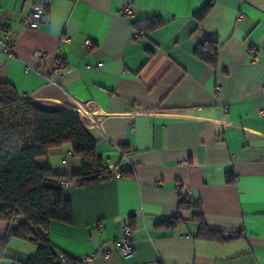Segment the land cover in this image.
<instances>
[{"label":"crops","instance_id":"obj_1","mask_svg":"<svg viewBox=\"0 0 264 264\" xmlns=\"http://www.w3.org/2000/svg\"><path fill=\"white\" fill-rule=\"evenodd\" d=\"M39 1L0 0V80L40 109H74L111 173L75 184L81 162L69 144L37 159L66 176L71 202V222L48 226L52 247L92 255L89 264H264V0H212L200 21L193 14L210 0H51L36 27L23 25ZM155 16L163 24L146 34L132 26ZM208 40L219 46L216 68L194 55ZM58 59L49 82L44 73ZM179 196L193 198L209 229L238 236L197 237L196 209ZM177 215L176 225H161ZM125 224L130 257L116 249ZM8 227L0 221V237ZM36 250L12 237L0 264H22Z\"/></svg>","mask_w":264,"mask_h":264},{"label":"trees","instance_id":"obj_2","mask_svg":"<svg viewBox=\"0 0 264 264\" xmlns=\"http://www.w3.org/2000/svg\"><path fill=\"white\" fill-rule=\"evenodd\" d=\"M212 4V0L208 1L193 17L202 20ZM162 24L163 20L155 16L138 19L132 26L139 34H146ZM218 51L217 42L208 40L195 47L194 55L216 68ZM63 144H69L72 154L81 162V171L71 177L75 184L111 175L96 151L95 140L74 109H40L21 99L13 86L0 80V221L9 224L5 235L0 237V259L5 257L9 240L18 237L37 246L36 252L22 264H56L57 251L46 232L53 221L71 222V202L63 195L66 176L54 173L49 165H38L37 159ZM232 180L233 174H227V181ZM180 206L196 209L193 217L199 222L197 237L222 242L238 236L226 237L220 231L209 229L198 205L183 201ZM178 217H171L161 225H176ZM12 223L16 226H11ZM69 258L73 263L78 262Z\"/></svg>","mask_w":264,"mask_h":264},{"label":"built area","instance_id":"obj_3","mask_svg":"<svg viewBox=\"0 0 264 264\" xmlns=\"http://www.w3.org/2000/svg\"><path fill=\"white\" fill-rule=\"evenodd\" d=\"M51 0H40L39 3L35 4L29 14H27L23 19L22 23L25 26H30V27H36L42 20L44 14L46 13V9L49 6ZM123 13L124 14H129L130 13V8L129 6H126L123 8ZM1 31L4 34V43H3V52L7 56H12L13 51V38L11 34L9 33L8 26L6 24H2L1 26ZM90 42H86V46H89ZM37 56H41V52H35ZM63 67V62L58 59L55 62L54 68L49 71L44 73V78L49 81L53 82L59 75L60 69ZM217 91H220V86H217ZM224 112L228 111V107L224 106ZM262 115H264V109L261 110L260 112ZM66 181L64 180V183ZM192 197H185V196H179V200L181 202L183 201H192ZM101 226V224H98ZM132 229L129 224H125L124 227L122 228V233L121 236L116 240V249L121 252V254L124 257H130L133 252V241H132ZM102 256L104 257H112L115 254V250L110 248V247H102L99 249V252ZM92 259V255H84L78 258V262L80 264H89V262ZM55 261L56 264H73L72 260L67 256L66 254L57 251L55 254Z\"/></svg>","mask_w":264,"mask_h":264},{"label":"water","instance_id":"obj_4","mask_svg":"<svg viewBox=\"0 0 264 264\" xmlns=\"http://www.w3.org/2000/svg\"><path fill=\"white\" fill-rule=\"evenodd\" d=\"M94 177V176H93Z\"/></svg>","mask_w":264,"mask_h":264}]
</instances>
